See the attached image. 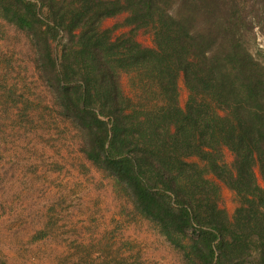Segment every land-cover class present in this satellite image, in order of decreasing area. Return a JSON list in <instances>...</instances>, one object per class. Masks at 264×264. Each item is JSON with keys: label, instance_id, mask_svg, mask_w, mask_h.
<instances>
[{"label": "trees", "instance_id": "trees-1", "mask_svg": "<svg viewBox=\"0 0 264 264\" xmlns=\"http://www.w3.org/2000/svg\"><path fill=\"white\" fill-rule=\"evenodd\" d=\"M121 13L153 45L102 26ZM0 16L30 37L81 151L186 264H264V62L249 45L264 0H0ZM210 175L236 193L233 216Z\"/></svg>", "mask_w": 264, "mask_h": 264}, {"label": "rangeland", "instance_id": "rangeland-1", "mask_svg": "<svg viewBox=\"0 0 264 264\" xmlns=\"http://www.w3.org/2000/svg\"><path fill=\"white\" fill-rule=\"evenodd\" d=\"M126 16L106 18L102 26L114 38L131 35L153 45L150 32L124 25ZM249 45L264 62V34ZM36 59L27 33L0 16V263L186 264L81 151L80 132L61 113ZM123 83L131 92L129 75ZM188 93L180 78L182 106ZM224 153L231 162L232 152ZM210 178L220 186V207L233 216L236 193Z\"/></svg>", "mask_w": 264, "mask_h": 264}]
</instances>
